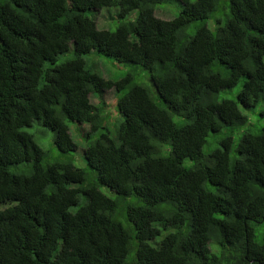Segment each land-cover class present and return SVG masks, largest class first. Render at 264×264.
<instances>
[{"label": "trees", "instance_id": "1", "mask_svg": "<svg viewBox=\"0 0 264 264\" xmlns=\"http://www.w3.org/2000/svg\"><path fill=\"white\" fill-rule=\"evenodd\" d=\"M164 1L0 0V264H264V0Z\"/></svg>", "mask_w": 264, "mask_h": 264}, {"label": "rangeland", "instance_id": "2", "mask_svg": "<svg viewBox=\"0 0 264 264\" xmlns=\"http://www.w3.org/2000/svg\"><path fill=\"white\" fill-rule=\"evenodd\" d=\"M181 6L182 5L177 0H165L163 3H161L157 7L156 9L157 12L155 14L157 17L163 20H169L178 14V12L181 9ZM117 10H118L117 8L103 9L100 11H94L92 13H89V15L95 21L98 29L114 30L118 22V20L115 19ZM135 15H136V12H133L129 14L127 18L128 19L133 18ZM209 25H211V23L208 24V26ZM94 54L95 53L88 55L87 59L97 64L99 70L102 72L104 76L117 78L125 73L126 68L124 66L116 64V62H113V60H111L110 58L96 57ZM143 81L147 84L148 82H150L147 76L144 78ZM239 87H240V84H237L233 89L228 91L227 97L232 98L236 96V92L238 91ZM223 94H225V92ZM91 102L96 105L99 102H104L107 106H111L113 103V94L109 91V92L103 93L100 96H95L94 98L91 97ZM258 119L260 121L258 125L264 126V118L258 117ZM70 127L72 129L73 125H71ZM39 128L44 130L42 131L40 135H38ZM39 136H40V139H39ZM52 137L54 138V133L48 129H44L41 126H39L37 129L33 128V139L39 144V146L43 150L48 151L50 155L54 157V152L51 151L48 145V141L52 140ZM234 137H236V135ZM235 144L236 143L234 141L233 145ZM79 153L81 154V147H78V150L76 151V155H75L76 157L75 164H77L78 166L82 164L81 163L82 159H80Z\"/></svg>", "mask_w": 264, "mask_h": 264}, {"label": "clouds", "instance_id": "3", "mask_svg": "<svg viewBox=\"0 0 264 264\" xmlns=\"http://www.w3.org/2000/svg\"><path fill=\"white\" fill-rule=\"evenodd\" d=\"M95 22V21H94ZM81 152H82V150H81Z\"/></svg>", "mask_w": 264, "mask_h": 264}]
</instances>
